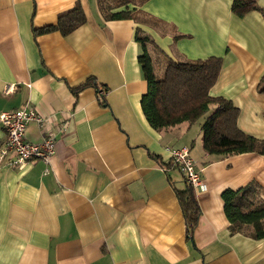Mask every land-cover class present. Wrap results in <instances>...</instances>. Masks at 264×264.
Wrapping results in <instances>:
<instances>
[{"label":"crops","instance_id":"crops-1","mask_svg":"<svg viewBox=\"0 0 264 264\" xmlns=\"http://www.w3.org/2000/svg\"><path fill=\"white\" fill-rule=\"evenodd\" d=\"M232 1L147 0L128 6L138 21H106L97 0H0V114L29 106L63 123L48 163L0 168V264H264V240L231 235L221 199L250 182L264 189V156L207 155L200 130L207 115L156 132L140 108L147 84L136 29L152 40L147 50L158 73L168 59L221 58L209 95L229 100L239 110L237 127L264 140L257 91L264 20L256 11L235 17ZM256 3L264 11V0ZM76 4L84 25L66 37L34 38L33 28L55 24ZM90 77L99 90L75 96L71 89ZM7 85L15 89L4 95ZM25 137L41 141L36 123ZM184 146L198 148L205 186L195 192L200 215L190 240L174 193L183 177L161 166L166 148Z\"/></svg>","mask_w":264,"mask_h":264},{"label":"trees","instance_id":"trees-1","mask_svg":"<svg viewBox=\"0 0 264 264\" xmlns=\"http://www.w3.org/2000/svg\"><path fill=\"white\" fill-rule=\"evenodd\" d=\"M146 1L97 0V5L106 21H138L135 10L130 11L128 6H140ZM253 11L259 12L264 20V11L258 7L256 0L232 1L231 12L237 18H243ZM85 23L84 12L76 4L59 13L55 24L33 28L32 34L35 38L58 32L66 37ZM179 37L174 36V40ZM135 40L142 51L138 63L147 84L146 93L140 99V108L150 128L161 132L184 123L191 126L208 114L200 128L201 148L205 154L232 157L255 153L264 156V140L247 135L237 127L239 110L229 100L209 95L222 67L221 58L168 59L161 77L156 78L147 50V45H152V40L139 29H136ZM86 87L99 90L94 78L90 77L82 85L72 88L71 92L76 96ZM257 91L264 94V74L259 80ZM101 103L106 104L103 100ZM161 166L167 168L166 164ZM174 193L184 219L186 238L190 240L200 215L195 192L183 177L182 188H174ZM221 199L231 235L242 234L254 240H264V189L260 185L250 182L238 190L226 189L221 193Z\"/></svg>","mask_w":264,"mask_h":264},{"label":"built area","instance_id":"built-area-1","mask_svg":"<svg viewBox=\"0 0 264 264\" xmlns=\"http://www.w3.org/2000/svg\"><path fill=\"white\" fill-rule=\"evenodd\" d=\"M14 89L13 85H7L3 89V94L8 95ZM30 123L38 125L42 133L41 141L26 140L25 133ZM0 124L5 132V140L0 145V168L6 164L17 170L35 161L48 163L54 153L56 136L63 128V123L56 124L53 117H45L29 106L1 113ZM166 151L169 156L165 163L167 168L177 169L194 192L204 191L205 186L200 179L195 161L190 157L189 148L168 147ZM9 156L10 159H8Z\"/></svg>","mask_w":264,"mask_h":264},{"label":"rangeland","instance_id":"rangeland-1","mask_svg":"<svg viewBox=\"0 0 264 264\" xmlns=\"http://www.w3.org/2000/svg\"><path fill=\"white\" fill-rule=\"evenodd\" d=\"M160 63V62H159ZM157 64L156 66H154L155 67V69L156 68H159L160 67V64ZM162 70V69H161ZM161 75H162V72H157V71H154V76L156 77V78H160L161 77ZM206 115H208V114H206ZM188 146L190 147V144H188ZM198 152V148L197 147H194L193 148V146H191V148H190V157L194 160V157H195V155H196V153ZM182 175V174H181Z\"/></svg>","mask_w":264,"mask_h":264}]
</instances>
